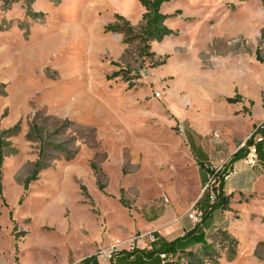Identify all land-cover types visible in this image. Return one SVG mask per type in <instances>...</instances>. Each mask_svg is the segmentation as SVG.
<instances>
[{"label": "rangeland", "instance_id": "rangeland-1", "mask_svg": "<svg viewBox=\"0 0 264 264\" xmlns=\"http://www.w3.org/2000/svg\"><path fill=\"white\" fill-rule=\"evenodd\" d=\"M144 12L138 0H0V130L18 128L3 164L0 264L138 250L160 205L201 227L188 217L205 191L195 134L238 151L264 122V0H171L162 12H180L167 24L175 35L151 44L155 57L136 33L105 32L116 15L138 30ZM248 170L230 210L208 211L219 264H264V177ZM222 231L239 242L233 259Z\"/></svg>", "mask_w": 264, "mask_h": 264}, {"label": "trees", "instance_id": "trees-1", "mask_svg": "<svg viewBox=\"0 0 264 264\" xmlns=\"http://www.w3.org/2000/svg\"><path fill=\"white\" fill-rule=\"evenodd\" d=\"M20 0H14L18 2ZM145 12L142 15V20L138 30H136L129 21L123 16L116 15V22L114 24L105 27V32H113L117 34L131 35L136 33V39L139 41L140 54L147 57H155V53L151 52V44L154 42L161 43L166 38L175 35V32L168 27L169 20L180 15V12L174 14H164L162 7L171 0H138ZM129 43V41H125ZM258 53V52H257ZM257 60L264 63L260 55L257 54ZM166 64V59L160 60L157 66H163ZM117 75V74H116ZM242 101V97L237 95L235 98H228L227 102L231 104H237ZM264 124V122H263ZM257 126H254L256 129ZM18 128L11 130H0V195L3 192L2 177H3V164L5 159L6 148L8 147L7 139L15 135ZM254 135L245 143V146L240 148L231 158L229 164H225L221 169H214L206 167L208 180L205 186L211 181H215V186L211 189L207 188L203 192L202 197L197 202V208L201 209L204 214L202 227H195L192 231L186 233L183 237L178 238L172 242L166 243L164 248H160L161 252L167 254L169 261L165 264H219L217 257L213 254L212 246L209 243L206 231L203 225L208 220V211L213 212L215 210H221L222 212L230 210V203L232 196L226 195L225 186L226 182L224 178L234 169L232 165L240 160L247 158L249 154V147L253 145ZM256 144L258 158L262 155L260 145ZM262 157V156H261ZM262 161V160H260ZM35 170L30 177H28L24 184V189L27 191L32 182L38 180L41 164L37 163ZM95 173L97 170L93 167ZM98 189L104 193L105 186L98 180ZM84 193L87 190L83 188ZM202 205V206H201ZM208 229L211 227V223L207 224ZM207 229V228H206ZM221 235L223 240L228 243V251L231 259L237 255V247L239 242L230 236L226 231H222ZM153 236L157 239L156 235ZM157 241V240H156ZM144 252V251H143ZM126 253V252H122ZM157 251L152 246V250L144 252V256L148 259H152ZM97 256H91L82 260L79 264H96Z\"/></svg>", "mask_w": 264, "mask_h": 264}, {"label": "crops", "instance_id": "crops-1", "mask_svg": "<svg viewBox=\"0 0 264 264\" xmlns=\"http://www.w3.org/2000/svg\"><path fill=\"white\" fill-rule=\"evenodd\" d=\"M167 4V3H166ZM164 6V5H163ZM187 129L184 132V135L187 140H189L190 136H193L194 133V124L195 122H190L187 117ZM256 124L253 125V128ZM214 131L209 130L207 133H198L197 135L199 139V149L198 154L201 158L197 159L199 163V183L201 186H204L207 183L208 175L206 171V167H213L219 168L222 164H229L231 161L232 156L237 152V150L232 146L230 150V146H228L229 150L225 151V147L221 146L218 140H214L212 138ZM249 133V132H248ZM189 134V135H188ZM247 135L245 136L246 141ZM195 142V141H194ZM260 150L262 152V157L258 158V163L255 166V174L258 179H262L264 177V143L260 145ZM262 160V161H260ZM232 167L238 170V174L232 178V182L225 186L226 195L233 196L234 193H241L244 190H248L250 184V174H249V167L244 165V161L240 160L232 165ZM253 169V168H252ZM202 206V205H201ZM231 208V203H230ZM150 213L152 214V219H150L149 223L152 225V230L148 231L147 233L155 234L157 237V241L152 245L157 251V254L152 259H148L144 256V252H149L151 245H148L144 242V246H141L142 241L138 244V250L130 251L128 248L124 251L126 253H121L119 255H115L112 259H105L103 257H97L96 264H163V260L160 257L161 252L160 248H164L166 243L172 242L178 238L183 237L186 233L192 231L195 226L191 223H184L182 224L183 219L180 217H176V214L173 210L168 209L164 205H160L157 207H150L148 208ZM202 209V208H201ZM145 214L143 217L145 219ZM212 216L215 215V211ZM207 224H210L209 221L205 222L203 225L204 230L207 231L208 229ZM202 227V226H201ZM207 228V229H206ZM175 234L173 237L170 238ZM128 247V246H127ZM97 249V248H96ZM144 251V252H143ZM93 255H88L85 258H79L77 260H73L75 264H79L82 260L89 258ZM62 264V263H60Z\"/></svg>", "mask_w": 264, "mask_h": 264}, {"label": "built area", "instance_id": "built-area-1", "mask_svg": "<svg viewBox=\"0 0 264 264\" xmlns=\"http://www.w3.org/2000/svg\"><path fill=\"white\" fill-rule=\"evenodd\" d=\"M184 133V130H181ZM254 135V142L253 145H251L249 147V154L247 156V158H245L243 161L245 163L246 166H248L250 169H252L253 167H255L258 163V154H257V148H256V144L258 143H262L264 141V124H260L259 126H257L256 129H254L251 137ZM249 137L248 140L251 138ZM247 140V141H248ZM246 141V142H247ZM220 168H214V169H221ZM238 174V171L236 169H233L225 178L224 181L227 183L232 177H234L235 175ZM215 181L211 180L206 186L205 189L209 188L211 189L212 187L215 186ZM188 217L191 221L195 222V223H200L203 221L204 218V214L203 211L199 208H197L196 206H194L192 208V210L190 211V213L188 214ZM149 240H150V250H152V245L156 242V238L153 236V234H149ZM121 244H115L110 246L108 249L103 250L100 252V254L102 255L103 258L105 259H112L115 255H119L123 252V250H121L120 248ZM135 249L133 248L131 251H134ZM161 259L163 260V264L167 263L169 261L168 256L166 253H161L160 254Z\"/></svg>", "mask_w": 264, "mask_h": 264}, {"label": "water", "instance_id": "water-1", "mask_svg": "<svg viewBox=\"0 0 264 264\" xmlns=\"http://www.w3.org/2000/svg\"><path fill=\"white\" fill-rule=\"evenodd\" d=\"M246 143V142H245Z\"/></svg>", "mask_w": 264, "mask_h": 264}]
</instances>
